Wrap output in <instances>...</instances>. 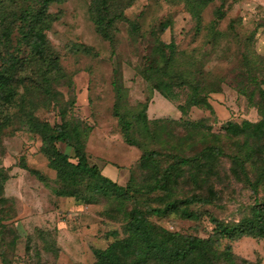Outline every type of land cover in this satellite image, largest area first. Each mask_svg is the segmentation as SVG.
<instances>
[{
	"label": "trees",
	"instance_id": "16d2710c",
	"mask_svg": "<svg viewBox=\"0 0 264 264\" xmlns=\"http://www.w3.org/2000/svg\"><path fill=\"white\" fill-rule=\"evenodd\" d=\"M62 1L0 0V137L14 124L38 137V151L53 171V194L71 197L83 206L102 205L98 215L103 221L119 225V231L108 232L112 240L103 248H91L93 259L88 264H264L237 256L229 243L218 248L222 239L246 236L264 240V79L256 80V70L264 66V57L254 53L242 56L243 70H239L240 80L234 88L254 108L257 118L227 121L222 132L215 133L205 117L194 120L189 114L194 108L213 112L209 95L220 92V79L202 74L192 56L178 50L173 41L159 38L170 20L158 22L146 38L140 33L137 20L124 14L134 0H86L95 33L112 49L119 24L126 25L133 41L138 37L146 42L140 61L134 66L148 91L143 101L127 100L120 69H112L111 113L123 142L138 147L135 132L144 133L149 139L135 169H129L125 182L118 184L88 161L86 141L91 126L74 114L71 102L62 105L58 100L57 80L42 79L34 73L38 60L52 54L46 32L58 15L48 12V6ZM173 1L188 13L193 35L203 32L210 43L224 35L216 26L224 15L225 0H218L212 19L205 24L203 10L215 0ZM56 61L54 55L51 70L57 69ZM154 93L172 103L178 115L148 116ZM49 103L55 105L57 114V120L52 122L34 113L38 106ZM58 144L70 151H61ZM21 161L17 168L45 181L42 174L24 164L23 158ZM223 162L228 164L227 175H223L241 184L252 200L238 211L235 219L210 217L212 227L206 237L171 230L153 220L171 215L196 220L198 212L191 207L212 205L217 199L215 186L221 182L218 167ZM12 176L13 168L0 165V243L5 232L11 233L7 242L10 248L20 236H25L24 253L30 259L34 256L33 264H38L45 244L52 241L57 229L39 226L21 234L16 227L13 200L5 189ZM0 264H10L2 252Z\"/></svg>",
	"mask_w": 264,
	"mask_h": 264
},
{
	"label": "rangeland",
	"instance_id": "374dc122",
	"mask_svg": "<svg viewBox=\"0 0 264 264\" xmlns=\"http://www.w3.org/2000/svg\"><path fill=\"white\" fill-rule=\"evenodd\" d=\"M19 2L20 0H16ZM215 0L205 7L202 23L212 19V11L218 5ZM86 0H63L51 3L48 12L56 13L57 20L51 23L46 32L52 54L39 59L34 67L36 76L42 79L57 80L55 89L62 105H69L74 114L80 115L91 128L87 135L86 151L88 161L94 163L102 175L123 184L127 172L135 169L142 149L149 146L144 133H133L139 146L125 144L119 133L116 119L112 116L113 93L110 86L112 69H120L123 84L127 88L130 103L143 101L148 95L145 83L135 73L145 51V39L136 37L133 41L125 24H119L112 49L108 42L97 35L87 15ZM224 15L217 20L216 30L224 35L217 36L212 43L206 41L203 32L193 35L192 21L181 4L173 0H134L124 10L131 20H137L140 33L148 37V31L156 28L158 22L170 20V25L159 34L166 42L173 41L177 49L196 60L202 74L220 79L221 90L210 94L213 112L194 108L189 116L192 119L206 118L212 132H222L227 121L240 122L243 118L255 120L257 113L248 105L246 98L234 91L243 70L241 59L247 54L264 57V0H225ZM231 25V29L228 26ZM54 55L57 69L51 70ZM256 70V80L264 79V66ZM244 82V80H241ZM250 89L251 85H247ZM264 89V85L262 87ZM148 105V116L176 117L175 106L158 93L152 96ZM35 115L49 122L57 120L55 105H40ZM1 138L0 165L13 168L15 182L7 181V194L13 200L16 212V227L21 234H28L33 227L46 226L58 229L52 234V241L45 244L38 264H88L92 261L91 248L101 249L112 237L108 232L119 231V225L103 221L98 215L102 205L83 206L71 197L55 196L53 171L47 166L45 156L38 151V137L29 133L20 124L5 129ZM61 151L70 149L58 144ZM23 158L24 164L38 171L45 181L17 168ZM227 163L218 167L221 182L215 188L217 199L212 205L193 206L198 212L196 220H185L174 215L156 219L157 223L171 230L206 237L212 224L210 217L229 221L237 217L238 211L251 203L249 192L226 178ZM10 182V183H9ZM20 193V194H19ZM61 220V223L53 219ZM53 223V224H52ZM119 236V233H118ZM0 252L10 264H33L36 260L24 253L25 236H20L12 248L7 245L10 232L3 234ZM229 243L231 250L239 257L264 263V240L242 236L233 240L222 239L221 249Z\"/></svg>",
	"mask_w": 264,
	"mask_h": 264
},
{
	"label": "crops",
	"instance_id": "0c3cea01",
	"mask_svg": "<svg viewBox=\"0 0 264 264\" xmlns=\"http://www.w3.org/2000/svg\"><path fill=\"white\" fill-rule=\"evenodd\" d=\"M87 141H88V140H87ZM87 141H86V146H87ZM16 178H17V177H15V175L12 176L11 178H9V179L11 180L10 182H15V181H16ZM9 179H8V180H9ZM10 182H9V183H10ZM7 185H9V184H7V182H6V184H5V189H6V190H7V188H8ZM19 194H20V193H19ZM53 220H54L55 222L57 221L58 224L61 223V221H59L58 219H56V220L53 219ZM52 224H53V223H52ZM55 227H57V229H58L59 226H55Z\"/></svg>",
	"mask_w": 264,
	"mask_h": 264
}]
</instances>
